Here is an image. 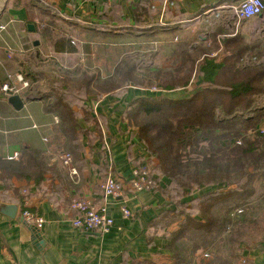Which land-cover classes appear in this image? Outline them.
<instances>
[{
  "label": "trees",
  "instance_id": "obj_1",
  "mask_svg": "<svg viewBox=\"0 0 264 264\" xmlns=\"http://www.w3.org/2000/svg\"><path fill=\"white\" fill-rule=\"evenodd\" d=\"M115 13L113 9V14H107V20L91 33L123 36L129 32L148 37L180 30L178 26L185 20L171 15L169 23H158L150 0L133 5L132 23L130 18ZM230 34L219 27L208 47L205 42L194 47L192 41H181L170 57L171 64L148 67L146 73H137L134 62L127 67L124 62L102 79L81 66L72 69L69 65L56 70L58 78L50 85L46 108L58 123L49 145H55L56 154L69 153L76 161L85 150L84 139L90 148L93 145L88 126H95L98 140L102 138L100 124L89 107L91 102L104 96L121 99L129 94V85L137 89L126 99L123 121L131 137H137L148 152L151 163L155 161L150 166L137 159L136 169L147 171L156 182L154 190L170 201L171 209L161 218L165 220L162 229L169 251L167 264H190L198 249H207L208 232L217 230L220 224L215 220L216 213H223L228 206V210L245 206L254 196V173L264 176V135L258 131L264 126V107L258 102L264 100V62L245 65L243 60L247 55L262 59L264 41L250 44L244 37ZM54 47L58 54L77 53L71 38L60 39ZM215 51L219 54L212 55ZM36 75L25 72L29 85L37 81ZM178 92L181 95L176 96ZM46 154L29 148L13 160H0V190L12 189L14 178L39 186L53 165V157ZM108 168L107 162L104 170ZM157 180L164 181L163 188ZM208 213L213 216L211 221L206 220ZM189 242L196 244L195 249L186 250Z\"/></svg>",
  "mask_w": 264,
  "mask_h": 264
},
{
  "label": "crops",
  "instance_id": "obj_2",
  "mask_svg": "<svg viewBox=\"0 0 264 264\" xmlns=\"http://www.w3.org/2000/svg\"><path fill=\"white\" fill-rule=\"evenodd\" d=\"M148 1L0 0V160H4L5 155L23 153L26 152L23 151L24 149L30 148L47 152V156L53 157L50 163L53 164L52 167L54 166L53 169L50 168L45 175V181L39 186L35 187L34 181L14 178L11 182L12 189L6 192L0 190V264H167L169 262L167 241L162 229L165 223L162 214L171 209L170 201L161 191L154 188L134 192L129 186L137 159H142L150 166L155 165V161L151 163L149 160L148 152L138 142L137 137H131V130L123 121L127 107L126 99L137 89L129 88V94L121 99L111 100L110 96H106L91 102L89 107L93 118L100 124L102 138L98 140L95 126H88L93 145L90 148L88 140L84 139L85 150L81 152V159L76 158V161L73 160L74 157L72 158L74 163L72 162L71 165L76 169L77 175H72L70 167L64 166L58 159L62 153H55L57 150L55 145H49L58 119L47 111L49 102L47 97L38 96L25 101L20 95L24 106L21 110H16L9 102L11 96L1 92V86L9 75L16 80L22 68L23 72H28L25 61L31 63L36 61L40 63L38 66L43 64L42 60L48 55L45 45L55 40L46 35L47 30L50 32L57 30L56 23L68 26L71 24L79 31H88L107 20L106 15L110 17L113 9L116 16L122 14L130 18L132 23L133 5ZM167 1L175 2L173 10H163ZM243 1L245 0H150V4L151 8L157 10L152 14L157 15L155 18L158 23L160 18L163 19L161 24L169 23V17L175 15L178 16L176 19L183 18L184 21L190 19L193 20L191 22L193 24L212 28L216 25L212 18L217 7L225 4L238 6ZM48 21L52 23L49 24ZM182 22L178 26L179 29H182ZM254 22L253 20L236 23L233 21L232 29L225 30L234 33L229 36L240 35L250 44L264 41V27L254 26ZM262 25L264 24L261 23ZM30 26L34 29L31 30ZM219 27L217 25L209 32L208 38L211 39V35ZM65 32L74 33L72 30ZM78 33L82 34V32ZM69 34L58 35L57 39L67 36L72 40L73 37ZM10 53L13 55L10 56ZM58 55L60 58L63 56L61 58L63 60L70 54ZM262 62L264 57L250 64ZM29 67H31L29 72L38 74L37 81L33 80L36 86L41 72H35L32 64H29ZM62 67H65L62 61L54 66L55 70H60ZM30 79H33V75ZM107 162L109 168L104 170ZM110 174L116 175L125 186L122 198L109 199V214L115 221L113 229L108 234H101L75 228L71 221L76 214L69 204L73 198L80 195L100 205L104 201L100 185ZM155 176L156 174L154 178ZM157 182L160 187H164L163 180ZM224 205L222 204L221 208ZM124 206L132 212L130 218L123 216ZM228 208L229 206L224 212L222 208L223 213H216L218 217L215 220L220 223L219 227L216 224L217 230L213 231L214 233L211 230L208 232L210 233L208 256L205 257L207 249H198L190 264H241L243 261L246 264H264V232L248 238L247 231H250V234H256L257 231L246 229L251 222L264 221V194L257 199L250 197L245 206L239 207L243 212L236 217L232 214L235 209L228 210ZM25 209L43 216L47 220L45 226L37 230L21 223V213ZM212 218V214L208 213L206 220L211 221ZM227 227V231H224ZM174 229L175 227L171 228ZM195 247V243L189 242L186 250Z\"/></svg>",
  "mask_w": 264,
  "mask_h": 264
},
{
  "label": "rangeland",
  "instance_id": "obj_3",
  "mask_svg": "<svg viewBox=\"0 0 264 264\" xmlns=\"http://www.w3.org/2000/svg\"><path fill=\"white\" fill-rule=\"evenodd\" d=\"M155 9L156 8H152V12L157 11ZM217 13H219V17H215V13L213 14L214 18L212 19H214L216 25H214L212 28L211 27L208 28L205 25H199L196 23L195 24L189 23L188 25L187 24L184 25L182 29L173 31L174 33L173 32L159 33V34L156 33L155 35L148 37L138 36L137 34L133 35L130 34L129 32L124 33L123 36L105 34L103 32L91 33V30L79 31V29L76 26H73L71 24H69L68 26V25H60L56 23L55 25H57V30L51 32V34H47L53 37L55 40L53 42L51 40L50 43H47V45H45L46 50H48V55L45 57L44 60H42L43 64H41V66H38L40 63H37L36 61H32V63L29 61L27 62L25 61L26 69L31 68L29 67V64H32V66H34L35 68L32 69L37 73L41 72V74L36 86L35 83H31L29 87H27L21 93V95H25L24 99H29V100L31 98L33 99L38 96H41V98L47 97L48 96L47 94H50V90H51L50 85L53 84L52 82L54 79L58 78L57 76H55V71L57 69L55 70L54 66H56L57 62H61V61L65 64V68L66 66L69 65H71L70 68L72 69L74 67L81 66L80 68L88 71L90 75H94V73H97L95 74V76L99 75L102 79L108 77L106 75L107 71H113V70L115 71L117 65H121L124 62H125L124 67H127L129 62L132 63L134 62L137 68L136 72L140 74L146 73V69L148 67H152V66L156 67L157 65L161 67L167 66L168 64L172 63V59H170V57L172 56L176 44L180 43L181 41L184 42L192 41L194 47L195 46L198 47L205 42L206 43L205 45L208 47L211 45L210 43L211 39L208 38V34L209 32L213 31L217 25L220 27L223 26L222 27L223 29H232L231 21H233V19L230 14V11L223 8H219V11ZM257 19L258 18L251 19L255 21L254 26L263 28L264 25L261 26V23L264 24V21H262L264 20V17L263 19L260 20ZM65 30L68 32L72 30L74 31V33L69 34L65 32ZM78 32H82V34L81 33L79 34ZM64 34H69L73 37L72 44L76 46L77 53L70 54L69 57L68 56L65 57L67 59L63 58L62 60L61 58L63 56L61 58L59 57L54 45L57 41L60 40L57 38H59L60 35L62 36ZM233 34L234 33H231L230 35ZM67 39H68L67 36L65 37L63 36L61 38V40H67ZM259 39H261V37H259ZM216 54H219V52L215 51L213 52L212 55H216ZM19 74H22L23 78L26 79L24 76L25 72H23V68L21 69V73ZM131 87L132 86L129 85V88ZM129 88H127V90H129ZM179 95H181V93L178 92L176 96ZM238 114H242V112L238 111ZM240 141L241 140L238 141V144L240 143ZM254 174H257V176L252 182V190L254 191L253 198L257 199L264 194V176H260L259 175L260 173L258 172ZM172 196H174V192ZM241 212H243L242 208L235 209L234 212H232L233 217L238 216L239 214H241ZM263 223L264 221L262 223L251 222V224L248 227H246V229L251 228L253 231H257V232L256 234H250V231H247V237L248 238L254 237L257 236V234L264 232ZM227 229L228 227L224 231H227ZM205 252H208L209 254L208 249L205 250Z\"/></svg>",
  "mask_w": 264,
  "mask_h": 264
},
{
  "label": "built area",
  "instance_id": "obj_4",
  "mask_svg": "<svg viewBox=\"0 0 264 264\" xmlns=\"http://www.w3.org/2000/svg\"><path fill=\"white\" fill-rule=\"evenodd\" d=\"M175 6L174 1H167L164 3V11L173 10ZM219 8H223L230 11L233 21L242 22L245 20H251L253 18H262L264 16V0H245L238 6L222 5L215 9V17H219ZM221 15V14H220ZM222 17V16H221ZM223 18V17H222ZM193 20H186L183 23L188 25ZM231 21V22H233ZM160 23H163V19L160 18ZM206 39V38H205ZM13 54L10 53V56ZM244 64L248 65L252 62H256L257 58L253 56L250 58L248 55L245 56ZM29 87V83L20 74L16 76V80L9 75L7 81L1 86V92L7 96L21 95V93ZM153 91H156L153 89ZM261 105L264 107V100H259ZM264 135V126L258 130ZM107 148V146H106ZM27 149H24L25 151ZM21 152H15L11 155H5L4 160H13L17 158ZM59 160L62 161L64 166H69L72 175H77L76 169L72 168V156L69 153H62L58 156ZM156 182L150 179L147 171L139 172L137 169L134 170L133 176L129 182V186L134 192H141L144 190L153 189ZM101 190L103 191L104 201L97 205L83 196H76L71 202V210L76 212V217L71 221L73 226L81 231H96L101 234H108L111 232L115 225L113 217L109 214L108 207L110 205V198L120 199L124 196L125 186L124 183L116 179L110 174L106 180L101 184ZM122 214L126 218H130L132 212L128 207L122 208ZM21 223L26 226L33 227L37 230L42 229L47 220L37 213H34L28 209H25L21 213ZM208 256V252H205V257ZM241 264H246L243 261Z\"/></svg>",
  "mask_w": 264,
  "mask_h": 264
},
{
  "label": "water",
  "instance_id": "obj_5",
  "mask_svg": "<svg viewBox=\"0 0 264 264\" xmlns=\"http://www.w3.org/2000/svg\"><path fill=\"white\" fill-rule=\"evenodd\" d=\"M31 30H33V26H30ZM10 104L16 109V110H21L24 106L23 100L19 95H14L9 98ZM15 211V208H13ZM10 214V213H9ZM11 215V214H10Z\"/></svg>",
  "mask_w": 264,
  "mask_h": 264
}]
</instances>
